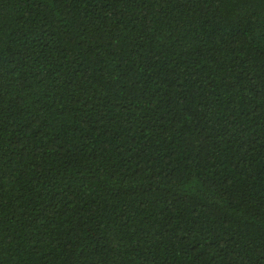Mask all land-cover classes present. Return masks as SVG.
<instances>
[{
  "label": "trees",
  "instance_id": "16d2710c",
  "mask_svg": "<svg viewBox=\"0 0 264 264\" xmlns=\"http://www.w3.org/2000/svg\"><path fill=\"white\" fill-rule=\"evenodd\" d=\"M0 264H264V0H0Z\"/></svg>",
  "mask_w": 264,
  "mask_h": 264
}]
</instances>
